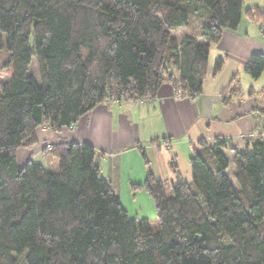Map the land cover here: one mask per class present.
Wrapping results in <instances>:
<instances>
[{"label":"trees","instance_id":"1","mask_svg":"<svg viewBox=\"0 0 264 264\" xmlns=\"http://www.w3.org/2000/svg\"><path fill=\"white\" fill-rule=\"evenodd\" d=\"M243 15L264 18L243 0H0V49L12 69L0 81V264H264V120L243 150L198 142L190 182L149 173L134 184L153 200L156 229L128 215L90 143L44 145L55 171L16 155L37 126L70 127L105 100L154 97L164 81L199 93L211 44ZM194 17L200 25L176 39ZM245 70L259 77L264 54Z\"/></svg>","mask_w":264,"mask_h":264},{"label":"crops","instance_id":"2","mask_svg":"<svg viewBox=\"0 0 264 264\" xmlns=\"http://www.w3.org/2000/svg\"><path fill=\"white\" fill-rule=\"evenodd\" d=\"M243 6L245 10L255 7L264 12V0H243ZM199 25L194 17L174 36L179 40ZM262 53L264 18L259 21L243 15L235 29L224 30L211 44L207 76L199 93L177 94L175 87L164 81L154 97L105 100L70 127L55 131L44 122L34 130V143L17 150V161L22 165L32 160L48 168L51 159L44 145L88 142L96 150L95 162L102 178L118 195L128 215L156 220L151 196L134 184H143L149 173L167 183L190 182L189 157L193 147H199L198 142L209 146L222 138L228 147L243 150L263 134L264 113L256 107H264V70L257 78L245 70L250 56ZM218 58L223 63L214 72ZM222 151L230 161L227 173L232 175L233 151L225 147ZM56 169L57 164L51 171Z\"/></svg>","mask_w":264,"mask_h":264},{"label":"rangeland","instance_id":"3","mask_svg":"<svg viewBox=\"0 0 264 264\" xmlns=\"http://www.w3.org/2000/svg\"><path fill=\"white\" fill-rule=\"evenodd\" d=\"M9 58H10V53L5 48V46L3 45V47L0 49V81H4L5 79H7L11 75L12 69H11V66H9V64H8ZM29 72L31 74H34L35 76H37V74H38L34 58H32V61L29 65ZM175 88L179 89L180 87H179V85H177ZM176 89H175V93L176 92L179 93V91H177ZM48 157H49V159H51V161L48 162L47 167L49 168V170H54L55 164H57V162L55 159L51 158L50 156H48ZM52 162H53V164H52ZM231 180L234 184L236 183L233 176L231 177ZM167 194H170V191H168ZM149 219H150L151 227L156 229L158 227L157 221L154 220V217H149Z\"/></svg>","mask_w":264,"mask_h":264},{"label":"built area","instance_id":"4","mask_svg":"<svg viewBox=\"0 0 264 264\" xmlns=\"http://www.w3.org/2000/svg\"><path fill=\"white\" fill-rule=\"evenodd\" d=\"M176 89V88H175ZM177 91H179V93H180V88L179 89H176ZM177 93V92H176ZM178 94V93H177ZM164 144H167V143H164ZM49 147V146H48Z\"/></svg>","mask_w":264,"mask_h":264}]
</instances>
